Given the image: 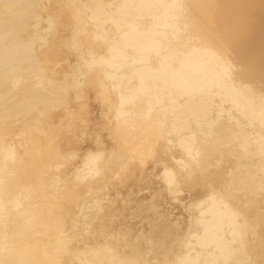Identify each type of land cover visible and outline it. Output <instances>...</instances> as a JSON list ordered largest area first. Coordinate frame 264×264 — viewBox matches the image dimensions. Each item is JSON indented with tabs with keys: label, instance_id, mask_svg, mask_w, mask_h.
Returning <instances> with one entry per match:
<instances>
[{
	"label": "bare ground",
	"instance_id": "6f19581e",
	"mask_svg": "<svg viewBox=\"0 0 264 264\" xmlns=\"http://www.w3.org/2000/svg\"><path fill=\"white\" fill-rule=\"evenodd\" d=\"M0 264H264V0H0Z\"/></svg>",
	"mask_w": 264,
	"mask_h": 264
},
{
	"label": "snow or ice",
	"instance_id": "6c2138e0",
	"mask_svg": "<svg viewBox=\"0 0 264 264\" xmlns=\"http://www.w3.org/2000/svg\"><path fill=\"white\" fill-rule=\"evenodd\" d=\"M171 7L180 10L182 9L184 6L182 4H175L172 5ZM214 56L217 60V62L220 64V66L223 68L224 74L227 75L228 72L230 71V64L226 58V56L224 55V53H222L221 51L217 50L214 53ZM108 102V101H106ZM126 102V98L122 95L120 97V104H121V108L123 107L124 103ZM87 111V109L85 107L82 106L81 108V115L82 117H84V113ZM89 120L87 117H84L81 119V121L78 124V131L75 133L76 138H77V143L79 142L81 136H83L84 138H87L88 134H89ZM71 132V130H70ZM97 143H99V139L97 138ZM169 143H171L169 141ZM182 146L186 148V150L189 152V154L191 155L192 153V145L191 144H185L184 142H182ZM75 155V153L70 152L68 155L65 156L66 160H70L73 156ZM58 163V162H57ZM179 163H182L179 162Z\"/></svg>",
	"mask_w": 264,
	"mask_h": 264
}]
</instances>
